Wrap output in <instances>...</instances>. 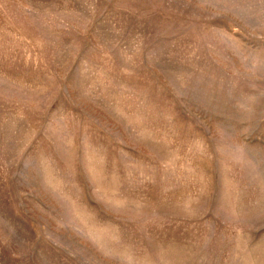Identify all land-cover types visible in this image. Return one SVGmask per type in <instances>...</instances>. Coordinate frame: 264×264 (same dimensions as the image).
I'll return each mask as SVG.
<instances>
[{"label": "rangeland", "instance_id": "rangeland-1", "mask_svg": "<svg viewBox=\"0 0 264 264\" xmlns=\"http://www.w3.org/2000/svg\"><path fill=\"white\" fill-rule=\"evenodd\" d=\"M0 264H264V0H0Z\"/></svg>", "mask_w": 264, "mask_h": 264}]
</instances>
